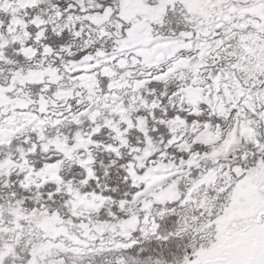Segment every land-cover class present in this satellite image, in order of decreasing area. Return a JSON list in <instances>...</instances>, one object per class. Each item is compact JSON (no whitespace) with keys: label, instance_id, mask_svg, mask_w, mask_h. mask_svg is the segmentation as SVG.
I'll return each instance as SVG.
<instances>
[{"label":"snow or ice","instance_id":"snow-or-ice-1","mask_svg":"<svg viewBox=\"0 0 264 264\" xmlns=\"http://www.w3.org/2000/svg\"><path fill=\"white\" fill-rule=\"evenodd\" d=\"M0 264H264V0H0Z\"/></svg>","mask_w":264,"mask_h":264}]
</instances>
